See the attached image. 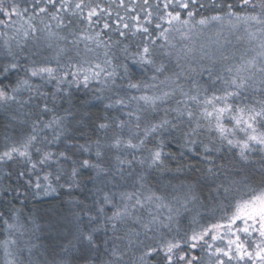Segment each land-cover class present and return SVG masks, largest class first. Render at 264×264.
<instances>
[{
	"label": "snow or ice",
	"instance_id": "snow-or-ice-1",
	"mask_svg": "<svg viewBox=\"0 0 264 264\" xmlns=\"http://www.w3.org/2000/svg\"><path fill=\"white\" fill-rule=\"evenodd\" d=\"M0 264H264V0H0Z\"/></svg>",
	"mask_w": 264,
	"mask_h": 264
},
{
	"label": "trees",
	"instance_id": "trees-1",
	"mask_svg": "<svg viewBox=\"0 0 264 264\" xmlns=\"http://www.w3.org/2000/svg\"><path fill=\"white\" fill-rule=\"evenodd\" d=\"M64 199V196L54 194L48 197H41L38 200H30L28 204V210H35L38 217H43L50 213L54 206L58 207L60 202Z\"/></svg>",
	"mask_w": 264,
	"mask_h": 264
}]
</instances>
